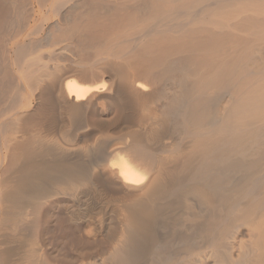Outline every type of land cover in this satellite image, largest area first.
<instances>
[{
  "label": "bare ground",
  "instance_id": "bare-ground-1",
  "mask_svg": "<svg viewBox=\"0 0 264 264\" xmlns=\"http://www.w3.org/2000/svg\"><path fill=\"white\" fill-rule=\"evenodd\" d=\"M0 264H264V0H0Z\"/></svg>",
  "mask_w": 264,
  "mask_h": 264
},
{
  "label": "rangeland",
  "instance_id": "rangeland-1",
  "mask_svg": "<svg viewBox=\"0 0 264 264\" xmlns=\"http://www.w3.org/2000/svg\"><path fill=\"white\" fill-rule=\"evenodd\" d=\"M60 237H61V236H60L59 232H57V240L55 239V243L57 244L58 241H59L60 244H57V247H58V248H60L61 245L63 246V243H62L63 241L61 242V240H62L63 238L60 239ZM56 241H57V242H56Z\"/></svg>",
  "mask_w": 264,
  "mask_h": 264
}]
</instances>
